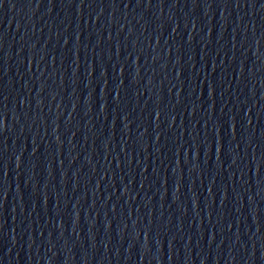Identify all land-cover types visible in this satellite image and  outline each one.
<instances>
[{"label": "water", "instance_id": "95a60500", "mask_svg": "<svg viewBox=\"0 0 264 264\" xmlns=\"http://www.w3.org/2000/svg\"><path fill=\"white\" fill-rule=\"evenodd\" d=\"M0 264H264V0H2Z\"/></svg>", "mask_w": 264, "mask_h": 264}, {"label": "snow or ice", "instance_id": "6c2138e0", "mask_svg": "<svg viewBox=\"0 0 264 264\" xmlns=\"http://www.w3.org/2000/svg\"><path fill=\"white\" fill-rule=\"evenodd\" d=\"M0 2H2V0H0ZM159 115V114H158Z\"/></svg>", "mask_w": 264, "mask_h": 264}]
</instances>
